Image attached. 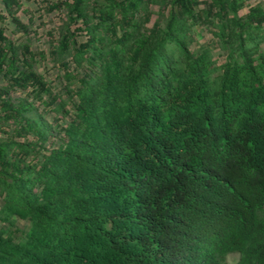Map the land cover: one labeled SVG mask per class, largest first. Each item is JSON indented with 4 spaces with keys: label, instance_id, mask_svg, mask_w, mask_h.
Returning <instances> with one entry per match:
<instances>
[{
    "label": "trees",
    "instance_id": "16d2710c",
    "mask_svg": "<svg viewBox=\"0 0 264 264\" xmlns=\"http://www.w3.org/2000/svg\"><path fill=\"white\" fill-rule=\"evenodd\" d=\"M249 1L48 4L67 11L48 56L72 114L52 148L34 104L66 103L34 68L45 54L0 28V224L29 223L0 226V264H264V5ZM2 2L27 35L19 0ZM151 5L167 13L146 28Z\"/></svg>",
    "mask_w": 264,
    "mask_h": 264
},
{
    "label": "rangeland",
    "instance_id": "374dc122",
    "mask_svg": "<svg viewBox=\"0 0 264 264\" xmlns=\"http://www.w3.org/2000/svg\"><path fill=\"white\" fill-rule=\"evenodd\" d=\"M20 8L17 12V17L20 22L27 27L29 32L27 35L16 32L13 23L8 17L2 0H0V15L5 16V20L0 22V28L4 30L5 35L14 43V45H19L22 43H27L29 41L30 50L34 53L43 52L45 54L44 59H37L35 63V70L40 74L46 82L50 84V87L53 89V92L58 94L60 98L66 103L65 108L61 112L48 109L43 112L42 106L38 103L34 104V113L35 115H41L43 120L50 125L51 127V138L48 143L45 145L47 148L56 147L60 144L63 135L59 131V128H65L72 118L70 111L69 95L65 92V81L63 80V71L60 68H57L55 63L48 56V51L51 47V43L54 40L58 39L61 28L63 24L67 22V11H51L48 4L56 3V0H19ZM250 7L257 5H264V0H250L248 2ZM151 12V18L149 22H145L144 26L150 28L155 22L164 23L166 13L164 9L160 6L151 5L149 7ZM247 9H244L239 15L245 14ZM71 29L81 28L75 35L77 43L85 41V33L83 28L85 27L81 24V21H78L77 24H71ZM197 42L192 46V49L196 48V45H203L211 43V35L203 32L202 38L197 39ZM261 49L264 51V44L261 46ZM212 55L215 61L218 64L224 62L225 53L220 51L218 47L212 48ZM0 85H4V82L0 80ZM73 89V87H72ZM12 98L16 101L25 99L28 103H33L31 98H25V93L18 92L12 94ZM55 106H52L53 108ZM35 119L38 116H33ZM1 205V203H0ZM1 227H4L7 232L12 231L15 234V237H19L20 233H25L28 229L29 223L24 220L16 219V222L13 226L0 224ZM238 260L237 254H229L225 257V263H234Z\"/></svg>",
    "mask_w": 264,
    "mask_h": 264
}]
</instances>
